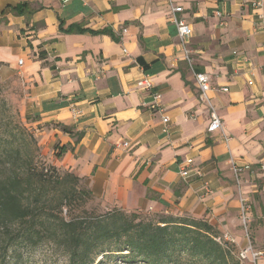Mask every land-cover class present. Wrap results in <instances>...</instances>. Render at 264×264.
<instances>
[{"label":"crops","instance_id":"1","mask_svg":"<svg viewBox=\"0 0 264 264\" xmlns=\"http://www.w3.org/2000/svg\"><path fill=\"white\" fill-rule=\"evenodd\" d=\"M25 1L31 14L10 11ZM174 14L193 29L188 58ZM0 63L25 77L45 143L66 146L58 163L105 206L207 219L264 264V0H0ZM213 110L223 131L208 130Z\"/></svg>","mask_w":264,"mask_h":264},{"label":"trees","instance_id":"2","mask_svg":"<svg viewBox=\"0 0 264 264\" xmlns=\"http://www.w3.org/2000/svg\"><path fill=\"white\" fill-rule=\"evenodd\" d=\"M10 11L29 15L33 9L25 1ZM25 148L0 135V219L23 223L16 239L23 236L35 241L46 234L65 247L70 264H242L235 246L215 225L190 214L152 216L111 208L103 213L56 217L53 210L62 208L61 197L95 195L72 171L39 164V147ZM58 148L57 156H61L66 146Z\"/></svg>","mask_w":264,"mask_h":264},{"label":"rangeland","instance_id":"3","mask_svg":"<svg viewBox=\"0 0 264 264\" xmlns=\"http://www.w3.org/2000/svg\"><path fill=\"white\" fill-rule=\"evenodd\" d=\"M26 93L27 82L20 70H7L0 63V135H7L13 145L21 146L24 151H27L25 148L27 145L31 149L39 147L40 154H36L39 164L42 162L53 164L61 172L70 171L58 163L60 157L57 156V151L60 150L58 144L52 147V145L45 143L46 138L40 132L41 126L35 124L33 118L25 111ZM32 137L35 138L36 142ZM81 185L87 186L84 182H81ZM63 195L65 196L66 193ZM61 199H63L64 205H61L63 202L60 203V199L58 201L62 208H57L58 204H55L56 208L53 210L54 215L59 218L83 215L86 211L103 213L111 209L93 195L87 199L78 194L71 198L61 197ZM242 228L246 231L244 225ZM23 229V223L20 221L0 219V264H70L69 252L63 245L51 240L49 236H45L46 234L43 238L37 236L35 241L26 240L23 236L16 239L18 231ZM219 232L224 237V233L221 230ZM224 239L235 246L239 255L240 246L230 237H224ZM241 262L242 264L253 263L248 259Z\"/></svg>","mask_w":264,"mask_h":264},{"label":"built area","instance_id":"4","mask_svg":"<svg viewBox=\"0 0 264 264\" xmlns=\"http://www.w3.org/2000/svg\"><path fill=\"white\" fill-rule=\"evenodd\" d=\"M65 1H67V0H65ZM171 9L175 13V12L182 11L183 7L180 5L171 4ZM172 21L178 27L179 35L181 37L182 44L185 46V52H186V55L188 58L189 57L188 56L189 50L186 48V41H187L188 37L192 34L193 29H192L190 24L186 23L183 19L178 18L175 14L172 16ZM124 31H126V29H124ZM19 63L22 64L23 59H21L19 61ZM196 80L198 83V87L200 89L201 98L207 100L208 99L207 93H208V90L210 89V77H209V75L204 73V72H198V73H196ZM139 84L142 87H144L145 89L151 91L152 96H153V101L151 103V107L153 109L162 110L161 105H160L161 93L159 91H153L154 83L151 80V77L148 74H144L141 77ZM223 90L227 91L228 87H223ZM163 121L165 123H168L169 117L167 115H164ZM208 130L210 132L217 131V130L223 131L222 119L215 110H213L211 112V120H210V123L208 126ZM224 135H225L226 141H228L229 139H228L227 135L225 133H224ZM124 144L128 145L127 142H125ZM186 161H187L188 165H191L193 162V159L189 158ZM232 164H233V166H232L233 170H234L236 175H238V173L241 172L244 167L248 168L247 165L242 167V166L236 165L235 163H232ZM180 172H181V175L183 177H186L189 174V168L183 167ZM248 209H249V205L247 203V199H242V209L241 210H242V218H243V222H244L245 227L247 226V211H248ZM262 254H263L262 251L254 250L252 245L249 244L245 249L240 250L239 258L241 261L248 259L254 263L259 257H261ZM249 255H251V259H249Z\"/></svg>","mask_w":264,"mask_h":264}]
</instances>
